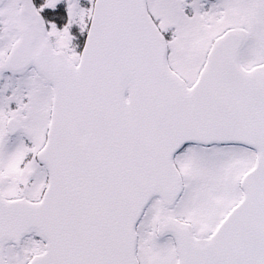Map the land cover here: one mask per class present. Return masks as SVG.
Here are the masks:
<instances>
[{"label":"snow or ice","instance_id":"snow-or-ice-1","mask_svg":"<svg viewBox=\"0 0 264 264\" xmlns=\"http://www.w3.org/2000/svg\"><path fill=\"white\" fill-rule=\"evenodd\" d=\"M0 264H264V0H0Z\"/></svg>","mask_w":264,"mask_h":264}]
</instances>
